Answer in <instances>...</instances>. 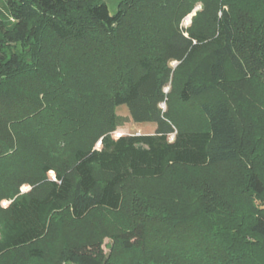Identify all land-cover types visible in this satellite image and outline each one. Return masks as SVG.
Wrapping results in <instances>:
<instances>
[{"label": "trees", "instance_id": "1", "mask_svg": "<svg viewBox=\"0 0 264 264\" xmlns=\"http://www.w3.org/2000/svg\"><path fill=\"white\" fill-rule=\"evenodd\" d=\"M119 106L154 133L112 138ZM263 197L264 0H0V260L107 264L61 232L93 214L136 264H254Z\"/></svg>", "mask_w": 264, "mask_h": 264}, {"label": "rangeland", "instance_id": "2", "mask_svg": "<svg viewBox=\"0 0 264 264\" xmlns=\"http://www.w3.org/2000/svg\"><path fill=\"white\" fill-rule=\"evenodd\" d=\"M85 1V0H84ZM95 2H103L106 4L108 7L109 12L112 14L116 10L120 9V7L123 6L124 0H92ZM200 9V5H197L194 10L183 17L180 22H179V29L182 31H186L189 27H191L192 24V19L195 16L196 12ZM178 64L176 62H171L169 63V69L173 73L175 69L177 68ZM171 88V82L169 81L167 85L164 88V92L167 94L170 91ZM162 111L167 110L166 104H161L160 105ZM114 113L117 117V126L115 129L111 132H109V135L116 139L120 136H127V135H135V134H140V135H148V134H153L155 130V124L153 123H134L128 114L127 108L125 106H119L114 109ZM195 109L189 108L187 110V115L184 116L186 119L187 117H191L195 119L196 116ZM170 140H172V136L169 137ZM94 148L98 149L100 148V140L95 142ZM171 173H173V176H176L177 174L175 171L170 170ZM54 172L50 171L47 174V179L53 180L54 179ZM164 182H161L160 184H163ZM135 185V186H134ZM140 188H145L144 191H149L150 189L157 188L159 184L157 183H139V182H133V184H130L128 187V190H136L137 187ZM30 190L29 185H23L20 187V192L21 194L27 193ZM9 204L8 200H2L0 201V208L5 209ZM256 205L258 208L264 209V197L261 198L260 201L256 202ZM190 211V210H189ZM244 211V210H243ZM245 214L247 221H248V214L247 213H241ZM67 219V217H65ZM224 223V222H222ZM76 227L82 228L84 230H90L91 232L93 231L94 235H97V237L100 240V247L102 251L104 252L106 258L108 259L107 264H136L137 261L140 258V252L135 251L131 253H126L121 250H118L117 244L115 243L114 239L111 237V234L114 231V224L112 217L109 215H105L102 218L97 217L95 215H91L88 217L86 220L76 223L75 225H69V222L67 221L66 223L64 222L62 224V229L61 232L64 234L66 237L74 235L76 230ZM247 224L245 221L240 225L239 227V236L246 237L248 241H259L255 239L254 237H250L251 235L247 231ZM44 254L46 255V258L43 259L42 261L39 260H34V259H29L26 257L22 252H15L11 254L8 257H5L4 259L0 260V264H56L55 259H51L50 255V243L44 244ZM258 242L257 244H252V246L247 247V255H248V261L250 259H254V264H263L264 257L261 255L260 250L258 249ZM48 247V249H47ZM250 253V254H249ZM64 264V263H62Z\"/></svg>", "mask_w": 264, "mask_h": 264}]
</instances>
